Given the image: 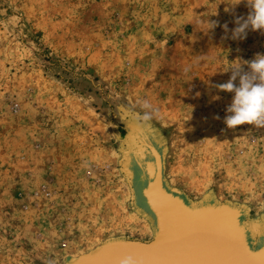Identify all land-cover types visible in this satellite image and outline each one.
<instances>
[{
  "label": "rangeland",
  "instance_id": "1",
  "mask_svg": "<svg viewBox=\"0 0 264 264\" xmlns=\"http://www.w3.org/2000/svg\"><path fill=\"white\" fill-rule=\"evenodd\" d=\"M234 3L0 0V264H73L153 242L145 144L167 194L237 211L250 250L264 247V128L228 129L233 94L211 87L236 59L264 54L260 32L222 39L249 11H226ZM144 99L159 115L141 129Z\"/></svg>",
  "mask_w": 264,
  "mask_h": 264
},
{
  "label": "water",
  "instance_id": "2",
  "mask_svg": "<svg viewBox=\"0 0 264 264\" xmlns=\"http://www.w3.org/2000/svg\"><path fill=\"white\" fill-rule=\"evenodd\" d=\"M145 147L154 159L155 168L148 184L146 205L156 217L162 237L149 244H108L73 264H121L125 257H131L133 264H264V257H259L261 250L251 251L248 247L237 211L212 206L191 209L167 194L163 190L160 156L149 144ZM200 219L206 224L195 222ZM187 226L190 235L195 231L201 233L205 245L191 249L181 246L179 230Z\"/></svg>",
  "mask_w": 264,
  "mask_h": 264
},
{
  "label": "clouds",
  "instance_id": "3",
  "mask_svg": "<svg viewBox=\"0 0 264 264\" xmlns=\"http://www.w3.org/2000/svg\"><path fill=\"white\" fill-rule=\"evenodd\" d=\"M241 3H244L249 10L246 17L235 16L233 21L235 27L232 29H229L228 23H224L222 28L225 35L222 39L244 40L249 31L264 34V0H235L234 4L228 5L226 11H232L234 14L236 6ZM207 24L208 31L220 26L219 22L214 20H208ZM235 61L236 63L225 71L231 73L228 81L211 85L218 91L233 94L231 103L226 107L227 115L223 122L228 129H235L241 125L264 128V54L257 53L252 60L238 58ZM219 98V96L214 97V99ZM138 108L141 111L133 110L132 115L137 128H145L159 115L158 109L147 99L139 101ZM214 118L220 119L218 115ZM121 264H133V260L131 257H125Z\"/></svg>",
  "mask_w": 264,
  "mask_h": 264
},
{
  "label": "bare ground",
  "instance_id": "4",
  "mask_svg": "<svg viewBox=\"0 0 264 264\" xmlns=\"http://www.w3.org/2000/svg\"><path fill=\"white\" fill-rule=\"evenodd\" d=\"M146 143V142H145ZM145 146V145H144ZM141 169H142V167H140ZM154 170H155V168H154ZM142 173L145 175V176H147L148 178H149V180H148V182H146L145 183V185H144V187L142 188V185H143V183H142V185L140 186V189H141V191H140V196H141V199H142V201H143V203L146 205V199H147V196L146 195H148L149 194V192H148V184L151 182L150 180H152L151 179V176H152V171H149V170H146L145 172H144V169H142ZM139 182V181H138ZM157 198H160L159 196H157ZM146 209H147V211L150 213V215L154 218V222H155V226H156V237H155V239H159V238H161L162 237V234L160 233V231H159V229H158V226H157V223H158V221H157V219H156V217H154V214L149 210L150 208L146 205ZM202 211V210H201ZM159 220V222H160V219H158ZM194 220H197V219H194ZM195 222H197V223H201V224H206L205 223V221L203 220V219H200V221H195ZM206 222H210V221H206ZM182 223V222H181ZM185 226V225H184ZM188 227L189 226H187V227H182V228H180V230H179V237L181 238V241H180V244H181V246L182 247H186V246H188L187 247V249H191V248H197V247H199L200 245L202 246V244H203V242H204V240H205V238L201 235V233L200 232H197V231H195V233H194V235H190V231H188ZM190 237V238H189ZM210 238V237H209ZM203 245H205V244H203ZM205 247H208V246H205ZM209 247H211V246H209ZM259 250H261V252H260V254H259V257H264V247H262L261 249H259ZM258 250V251H259Z\"/></svg>",
  "mask_w": 264,
  "mask_h": 264
},
{
  "label": "trees",
  "instance_id": "5",
  "mask_svg": "<svg viewBox=\"0 0 264 264\" xmlns=\"http://www.w3.org/2000/svg\"><path fill=\"white\" fill-rule=\"evenodd\" d=\"M145 177H146V176H144V177H143V179H144V180H143V182H145V183H146L148 179H147V178H145Z\"/></svg>",
  "mask_w": 264,
  "mask_h": 264
}]
</instances>
